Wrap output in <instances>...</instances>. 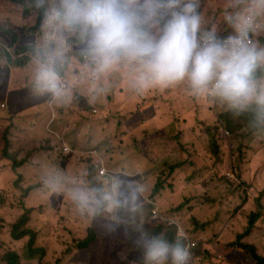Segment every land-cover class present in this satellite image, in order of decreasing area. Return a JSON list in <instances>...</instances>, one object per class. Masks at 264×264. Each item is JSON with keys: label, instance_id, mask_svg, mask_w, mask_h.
I'll return each mask as SVG.
<instances>
[{"label": "rangeland", "instance_id": "374dc122", "mask_svg": "<svg viewBox=\"0 0 264 264\" xmlns=\"http://www.w3.org/2000/svg\"><path fill=\"white\" fill-rule=\"evenodd\" d=\"M199 3L205 29L213 27L217 35L235 31L226 21L241 10L235 0ZM1 24L6 30L0 32V264H7L4 255L9 251H28V236H12L26 208L32 209L26 227L36 234L34 247L43 250L32 264H137L141 252L134 244L135 229L151 225L154 207L160 222L174 225H154L151 233L163 227L172 240L179 226L197 242L191 264H256L247 250L231 246L256 213L254 227L241 242L264 257V124H254L252 113L236 114L217 99L193 95L186 84L139 92L132 85L135 70L130 66L95 78L82 55V42L45 28L36 0H0ZM254 24L253 42L264 47V12L257 13ZM43 48L62 53L58 71L68 89L66 101L32 90L34 57ZM7 63L22 66L11 65L3 86ZM144 106L152 115L167 112L179 123L197 121L202 134L185 135L173 123V136L154 141L147 114L133 110ZM4 137L10 153L23 161L17 170L2 156ZM102 168L108 171L104 178L99 177ZM139 171L151 173V181L138 179L134 174ZM55 172L65 174L67 186H99L112 176L141 180L146 188L142 215L125 225L127 231L109 232L103 219L76 214L67 186H44L45 177ZM158 183L161 189L153 195ZM27 188L32 190L26 196ZM90 234L97 240L81 249L80 242Z\"/></svg>", "mask_w": 264, "mask_h": 264}, {"label": "clouds", "instance_id": "9594fccd", "mask_svg": "<svg viewBox=\"0 0 264 264\" xmlns=\"http://www.w3.org/2000/svg\"><path fill=\"white\" fill-rule=\"evenodd\" d=\"M235 4L241 10L226 16V21L236 34L217 35L203 27L199 0H36L45 28L54 27L82 42V55L93 66L95 78L130 66L135 70L132 85L139 92L186 84L193 95L214 97L236 114L252 113L253 123L260 125L264 76L258 73L264 72V47L253 39L264 0ZM61 62L60 51L37 50L31 85L35 93L54 101L70 98L59 75ZM43 183L57 190L68 185V178L55 172ZM145 191L141 180L121 176L99 186H67L76 214L103 219L109 232L127 231L126 224H135L143 212ZM135 231L140 264H191L195 257L187 243L197 242L179 226L172 240L143 227Z\"/></svg>", "mask_w": 264, "mask_h": 264}, {"label": "trees", "instance_id": "16d2710c", "mask_svg": "<svg viewBox=\"0 0 264 264\" xmlns=\"http://www.w3.org/2000/svg\"><path fill=\"white\" fill-rule=\"evenodd\" d=\"M258 75L264 76V72H260V73H258ZM241 118H244V117H241ZM3 144H4V146H3L2 151H1L3 158L10 160L12 162L13 169L17 170L19 167H21L23 165V161L18 160L17 157H15L12 153H10V151H9L10 148L8 147V145H10V143L8 142V139L5 137L3 138ZM152 144H153V142L149 143L148 155H150L152 152ZM159 145H162V144L158 143V146ZM155 146H157V145H155ZM174 147L175 146L173 145L172 148H174ZM154 153L155 154L159 153L158 149H155ZM160 189H161V185L159 183L156 184V187L154 188V194L153 195L158 194ZM30 190H32V189L31 188L24 189L23 190L24 195L27 196L30 193ZM31 211H32V209L26 208L25 213L22 215L21 218H19V220L12 227V236L15 240H20V239L27 237V236L29 237V242L27 245L28 251L23 253V254H20L16 251L7 252L4 255V260L7 262V264H29V263L32 264L33 259L39 260L41 258V257H35L36 255H38L40 253L39 251L43 252L42 249L34 247L36 234L34 233V231L32 229H28V227H26V224L30 220L29 214ZM161 219L162 218H160V217H158L156 219L150 218L149 221H150L151 225L148 226L146 228V230H148L149 232H152V226L165 224V223H166L165 224L166 226L167 225H174V223L168 224L167 222H160ZM257 219H258V215L256 213H252L250 215V220H249L248 226L246 228V231L244 233L240 234L239 236H237V240L235 242H233L231 244V246L247 250L249 253H251L252 258L256 261V264H264V257H262L261 255H259L257 253L256 248L253 245L243 244L241 242L242 238H244L250 234V232H251L252 228L254 227ZM176 230H177V228H176ZM176 230H175V233H176ZM153 233H155V234L163 233V227L156 229ZM90 235L80 242L81 249H86V248L90 247V245L97 240L95 234H90ZM186 235H187V238L191 240V237L189 236V234L186 233ZM174 237H175V235H174ZM174 237H173V239H174ZM167 238L170 239L169 237H167ZM185 243H187V240L185 241ZM197 245L194 246V248H193L195 258H196ZM205 254L208 255L209 253L205 252ZM41 264H44V263H41ZM137 264H140V261H138Z\"/></svg>", "mask_w": 264, "mask_h": 264}, {"label": "crops", "instance_id": "0c3cea01", "mask_svg": "<svg viewBox=\"0 0 264 264\" xmlns=\"http://www.w3.org/2000/svg\"><path fill=\"white\" fill-rule=\"evenodd\" d=\"M199 4L201 5V3H199ZM199 11H200V14H201V13H204V11H202L201 8H199ZM1 29H2V30L4 31V33H5V30H6V26H5V24H1V25H0V32H1ZM206 29L215 31V29H214L213 27H210V26H208ZM230 32H232V33H230ZM233 34H236L235 31H232V30H226V31H225L224 33H222L221 35H233ZM55 35H57V34H55ZM2 51H3V50H2ZM3 53L5 54V59L7 60V62H11L10 59H9V57H11V56H10L8 53L4 52V51H3ZM7 55H8L9 57H8ZM1 61H2V59H1V57H0V62H1ZM7 64H8V63H7ZM11 65H13V66H17V67L22 66L21 63H18V64H11V63H10V64H8V68H6L7 70H6V73L4 74V84H3V86L6 85L7 80H6L5 78H7V75H8V73H9V71H10ZM29 79H30V76H29L28 78H26V80H25L24 83L27 84L28 81H29ZM18 83H21V80H20V79H19ZM4 88H5V87H4ZM206 98H211L212 101H215V99H216V98H214V97H207V96H206ZM140 105L143 106V105H146V104H145L144 102H142ZM201 109H202V112H203V110H204L203 106L201 107ZM133 110H137L141 116H142L143 114H147V116L149 117V119L146 121V125H147V126L149 127V129L151 130L150 135H152V137L154 138V141H158V142L162 143V139H161V138H162L163 136H173L175 133L172 132V131L170 130V126H171L173 123L176 124V129H175V131H179L180 128H182V130H180V131L184 132L185 135L194 134L195 136H198L199 134H202V133H200V131L203 130V129H202V126L199 125V124L197 123V121L192 122L193 120H191V122H190V121L188 120V121L184 122L185 120H183V121H181V123H179V122H177L178 120H175V121H174V119H173L172 117H170V115H168L167 112L163 114L165 117H164V116H156V115H152V114H150V113L148 112V108H147V106H144V107H142V108H136V109H133ZM168 112H170V111H168ZM181 113H182L183 115H185V114H186V111H182ZM164 120L166 121V124H167L166 127H163V122H164ZM187 122H188L193 128H192L190 125H188ZM196 129H197V132H196V133H193V131L196 130ZM195 138H196V137H195ZM182 140H183V139H182ZM184 142H185V143H188V142H190V141H189V140H186V141H184ZM134 175H136L138 179H142V180L146 181L147 183H149V182L151 181V179H152L151 173H147V172H145V171H142V172H140V171H139V172H136Z\"/></svg>", "mask_w": 264, "mask_h": 264}, {"label": "built area", "instance_id": "2783aa9c", "mask_svg": "<svg viewBox=\"0 0 264 264\" xmlns=\"http://www.w3.org/2000/svg\"><path fill=\"white\" fill-rule=\"evenodd\" d=\"M107 170L105 168H102L100 171H99V177L100 178H103L107 175ZM158 215V211L156 209L152 210V218L155 219ZM190 247V251L192 253V249L193 247L195 246V243L194 242H188L187 243ZM193 255L191 256V259H192ZM191 261V260H190Z\"/></svg>", "mask_w": 264, "mask_h": 264}]
</instances>
